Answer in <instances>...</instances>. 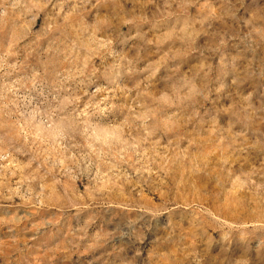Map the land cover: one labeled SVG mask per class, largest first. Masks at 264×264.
Returning <instances> with one entry per match:
<instances>
[{
  "label": "rangeland",
  "instance_id": "rangeland-1",
  "mask_svg": "<svg viewBox=\"0 0 264 264\" xmlns=\"http://www.w3.org/2000/svg\"><path fill=\"white\" fill-rule=\"evenodd\" d=\"M0 264H264V0H0Z\"/></svg>",
  "mask_w": 264,
  "mask_h": 264
}]
</instances>
